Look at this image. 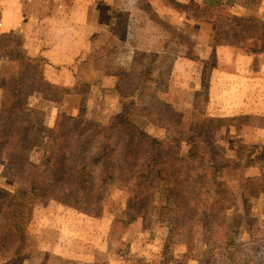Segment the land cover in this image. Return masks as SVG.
<instances>
[{
    "label": "rangeland",
    "instance_id": "1",
    "mask_svg": "<svg viewBox=\"0 0 264 264\" xmlns=\"http://www.w3.org/2000/svg\"><path fill=\"white\" fill-rule=\"evenodd\" d=\"M201 3L34 0L27 30L18 33L20 46L11 48L26 58L4 55L0 61V136L28 142L29 162L18 168L24 176H14L3 161L0 140V190L38 207L35 191L46 184L39 185L36 176L51 148L47 130L58 126L64 115L73 116L72 129L93 133L89 150L98 151L123 94L142 98L139 102L163 118L153 123L146 116H133L153 137L171 138L176 130H194L201 124L208 147L219 145L225 155L261 151L264 0H236L210 12L197 9ZM16 75L20 80L33 76L35 85L44 82L38 85L41 91L27 99L28 115L15 114L7 94L10 78ZM17 115L22 118L16 120ZM177 144L181 161L162 173L172 188V206L163 207L167 192L160 183L149 192L140 217L134 216L119 183L103 185L98 203L89 198L75 204L50 193L48 206L34 216L32 256L23 264H177L182 257L186 264H264V193L251 196L239 187L243 179L257 177V169L241 166L217 172L195 162L189 173V146L185 141ZM90 159L88 153L65 171L75 173ZM88 169L90 189L98 185L101 168ZM209 197L225 199L228 216L223 226L212 233L196 220V234L178 229V240L171 241L169 228L159 224L160 213L173 216L178 207L187 213L202 211ZM0 264L20 263L0 259Z\"/></svg>",
    "mask_w": 264,
    "mask_h": 264
},
{
    "label": "trees",
    "instance_id": "2",
    "mask_svg": "<svg viewBox=\"0 0 264 264\" xmlns=\"http://www.w3.org/2000/svg\"><path fill=\"white\" fill-rule=\"evenodd\" d=\"M235 2L236 0H203V3L196 7L199 10L205 9L210 12L209 9H223ZM20 42L19 35L14 31L0 32V61L4 55L13 59L26 58L22 52L12 51L20 46ZM20 78L17 75L10 78L7 94L14 102L12 108L15 114L28 115L31 113V109H28L27 99L31 94L40 92L38 85H43L44 82L41 81L35 85L33 76L24 80H20ZM130 97L127 94L122 95L121 108L112 117L110 125L105 128L106 142L103 148L98 151L91 152L89 150L90 142L94 138L93 133L88 134L72 129L71 121L75 120L73 116L64 115L63 121L61 120L58 126L47 130V141L51 148L40 161L36 176L39 185L46 184L35 191L38 207L30 205L19 194L0 190V259L18 261L20 264H23L24 260L30 259L35 242V236L32 233L34 216L48 206L47 204L51 200L47 197L50 196V193L71 199L75 204L89 202V198L98 203L101 199L103 185L119 183L118 188L124 191L128 197V205L134 208V216L140 217L145 212L149 192L155 184L160 183L166 185L165 191L167 192V201L163 207L172 206L174 201L172 188L165 181L162 173L164 170L177 166L181 161L177 144L181 141H185L189 146L187 152L189 165H187L186 172H194L195 162L200 163L203 168H211L217 172L224 168L255 167L258 171L257 177L243 179L239 187L244 193L249 191L251 196L257 192L264 193V147L254 154L238 150L234 156L225 155L221 152L222 148L220 149L219 145L208 147L210 142L203 137L204 128L201 124L194 130L182 131L180 129L176 130L171 138L158 139L140 127L134 121L133 116H146L153 123H159L163 118L154 116L152 114L154 109L150 111L147 103L145 105L139 102L142 98L138 97L137 100H134ZM21 118L17 115L16 120ZM6 139V136H0V140L3 141V161L8 164L9 169L15 172L14 176L21 178L24 175H22V171L18 172V168L24 169L27 166L31 148H28V142L24 143V140L14 142ZM88 153H90V163L83 160L75 173L65 171L67 166L77 165L79 160ZM185 162L186 160H183V163ZM97 165L101 168L98 185L87 189L86 186L91 184L89 183L91 180L88 175V167ZM71 172L72 175H68ZM42 177L44 179H40ZM67 183L76 185L64 186ZM209 198L203 204L202 211L187 213L178 207L175 208L177 210L173 216H166L163 211L160 213L159 224L169 228L171 241L172 238L179 236L178 229L182 231L181 234L186 230H189L193 235L196 234L194 225L196 220L199 225L212 228V233L217 232L219 226H223L222 221H225L228 216L225 199ZM239 205L238 203L237 212H240ZM213 226L215 227L213 228ZM58 227L59 224L54 228ZM211 234H204V236L210 238ZM176 238L178 240V237ZM176 263L186 264L185 258L177 259Z\"/></svg>",
    "mask_w": 264,
    "mask_h": 264
},
{
    "label": "crops",
    "instance_id": "3",
    "mask_svg": "<svg viewBox=\"0 0 264 264\" xmlns=\"http://www.w3.org/2000/svg\"><path fill=\"white\" fill-rule=\"evenodd\" d=\"M33 6L34 0H0V32L14 31L17 34L25 32L27 30L26 26L28 25L26 17L29 16L28 11ZM41 16L42 14H37L36 17ZM96 33H93L92 37Z\"/></svg>",
    "mask_w": 264,
    "mask_h": 264
}]
</instances>
